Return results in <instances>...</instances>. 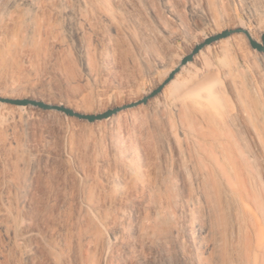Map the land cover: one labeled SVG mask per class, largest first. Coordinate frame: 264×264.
<instances>
[{"label":"bare ground","instance_id":"1","mask_svg":"<svg viewBox=\"0 0 264 264\" xmlns=\"http://www.w3.org/2000/svg\"><path fill=\"white\" fill-rule=\"evenodd\" d=\"M121 2L0 0V96L49 105L0 110V264H264L263 74L258 85L230 81L228 98L196 55L146 102L124 107L151 92L112 103L121 109L104 127H61L59 148L37 127L35 112L89 114L119 95L116 82L128 86L112 75L128 54L109 40V28L128 31ZM63 20L79 37L84 72ZM240 26L263 43L264 31Z\"/></svg>","mask_w":264,"mask_h":264},{"label":"rangeland","instance_id":"2","mask_svg":"<svg viewBox=\"0 0 264 264\" xmlns=\"http://www.w3.org/2000/svg\"><path fill=\"white\" fill-rule=\"evenodd\" d=\"M121 11L128 31L117 35L109 28V40L111 38L117 41L128 54V58L119 55L118 71L112 75L122 79L128 86L116 82L115 88L119 95L108 92L101 104L90 108L91 113L101 112L111 107L114 102L121 104L151 92L168 76L173 66L180 62L181 56L189 53L193 46L210 34L233 28L236 24H244L255 34H258V29L264 31V0H122ZM164 26L177 31V39L167 38ZM62 27L67 52L73 58L74 66L84 72L83 49L79 37L67 21H62ZM240 37V33H235L227 37L228 40L221 39L198 54L205 66L215 67V80L221 84L223 93L228 98H232L228 87L230 81L238 84L252 81L258 85L260 74L264 75L262 51ZM222 41L229 44L225 45L227 43ZM143 53H146L150 62L155 65L154 72L149 73L146 70L142 60ZM28 63L29 59L24 58L25 70ZM7 104V107L0 104V110H14L17 106ZM18 112L26 116L28 111L25 109L17 110ZM34 116L38 119L37 127L44 131V134H53L52 140L57 148L60 146L59 131L63 126L82 130L89 124L96 130L106 124L103 119L89 121L78 117L79 119L72 120L73 115L67 113L48 118L45 112L38 111ZM6 157L0 151L1 164H5Z\"/></svg>","mask_w":264,"mask_h":264},{"label":"water","instance_id":"3","mask_svg":"<svg viewBox=\"0 0 264 264\" xmlns=\"http://www.w3.org/2000/svg\"><path fill=\"white\" fill-rule=\"evenodd\" d=\"M240 32H244L248 35V37L251 41V45L254 48H257L258 50H264V33L262 35L263 43H260L259 41H257L256 39H254L251 36L249 30H247L241 26L236 27V28H226V29L222 30L221 32L210 34L205 39H203L198 44H196V46L193 48V50L190 53L186 54L183 57L180 65L173 72H171V74L164 81L163 84H161L157 88L153 89L150 94L146 95L141 100L134 102V103H131V104H128V105H125L124 107L133 106V105H136V104H139L142 102H146L150 97L157 95L163 89L164 85L167 84L171 79L174 78L176 72L179 71L180 67L189 63L190 61H193L195 56L198 55L203 49H205L207 46H209V45H211V44H213V43H215L221 39L230 37V36L234 35L235 33H240ZM0 101L12 103V104H17V105L34 104V105H38L41 107H49L48 104H46L42 101L33 100V99H29V98H8V97L0 96ZM55 107L59 110L64 111L65 113H67L69 115L78 116L80 118H84V119H87L89 121L105 119L107 117L112 116L114 113H116L118 110L121 109V107H115V108H109V109L104 110V111L99 112V113L84 114V113H80V112L75 111L73 108L66 107L63 105H57Z\"/></svg>","mask_w":264,"mask_h":264}]
</instances>
